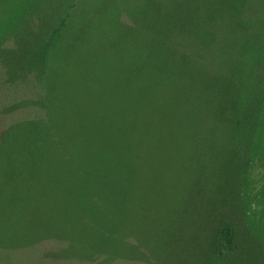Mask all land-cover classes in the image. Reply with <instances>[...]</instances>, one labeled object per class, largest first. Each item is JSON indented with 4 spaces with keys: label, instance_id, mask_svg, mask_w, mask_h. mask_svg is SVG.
I'll use <instances>...</instances> for the list:
<instances>
[{
    "label": "rangeland",
    "instance_id": "1",
    "mask_svg": "<svg viewBox=\"0 0 264 264\" xmlns=\"http://www.w3.org/2000/svg\"><path fill=\"white\" fill-rule=\"evenodd\" d=\"M63 2L66 9L80 3L78 9H71L78 16H67L64 23L69 27L74 25L76 29L62 35L55 30L62 22L63 13L59 12L45 25L46 39H36L34 28L30 27L34 26L30 16L44 8L46 10L40 14L41 19H46L50 8L62 7ZM142 2L0 0V48L5 55V58L0 57V135L11 125H17L4 133L0 154L10 156L19 152L12 146H16L14 141L25 137V121L41 118L44 121L49 119L48 114L58 128L61 122L63 124L57 137L50 136L54 142L58 140L55 144L58 153L45 152L44 158L60 156L61 147L71 149L69 144L82 130L91 132L93 122L100 119L102 110L118 115L116 125L112 126V129H118L114 136L116 142L136 129L134 113L138 112L139 106H143L139 111L142 113L140 116L150 119L153 112L144 113V107L154 108L153 100L141 102L136 94L139 67L131 49L157 45L165 52L168 46L183 42L180 29L188 28L193 19L215 23L217 15L202 10L199 0H183L175 17L181 27L174 24L176 30L169 38L159 35L153 22V8L149 6L148 11L144 10L146 5H142ZM98 16L108 20L107 24L113 25V28L105 24L108 30L105 31L100 27L88 26ZM23 25L26 26L24 30ZM104 31L106 33H102ZM230 42H236V38ZM243 58L246 60L244 69L248 81L242 100L255 93L260 116L248 133V140L244 138V132L234 130V124L239 120L235 111H231L230 117L209 102L194 104L195 98L190 94L174 89L169 93V98H165L164 107L156 109L165 121L184 131L186 150L189 156H193L191 176L185 182L188 196L184 201L180 226L176 225L175 220L164 219L161 243H157L154 225L150 221L140 225V232L143 233L137 245L139 248H149V256L159 262L157 264H264V54L251 46ZM152 59L155 62H149L153 64L148 68V76L153 83L155 79L156 85L162 86V81L168 83L167 78L170 82L172 75L180 74L181 70L192 77L195 74L192 73L195 67L191 62L170 59L169 55L161 62ZM88 62H92L91 71L85 70ZM33 64H40L46 71L44 80L39 79L38 70L26 71ZM5 66L24 73L9 77ZM195 72L201 75V79L210 74L199 68ZM213 72L216 74L217 70ZM28 84L36 89L32 92ZM156 85L150 86L155 93ZM76 87L88 89L84 94L92 101L79 102L80 105L76 103L82 98L76 96ZM66 90L67 105H64L60 101V94ZM33 96H40L43 100L39 97L37 104L28 106L26 101ZM78 123L80 130L75 131L74 126ZM100 133L95 132L96 135ZM115 141L110 146L114 147ZM23 148L21 146L22 152L25 151ZM225 148L231 154L224 161L219 183H208L204 173H216L214 156L223 162L225 155L221 152ZM238 153L247 159V168L232 170V165L228 167V160L231 158V162H234ZM51 176L39 180L52 185L55 174ZM45 197L40 195L36 198V204H42ZM238 209L243 210L244 222L235 218ZM231 230L233 236L229 237ZM65 243L49 239L31 246H0V264H109L102 259L92 262L57 257ZM110 264L151 263L134 258L127 261L116 259Z\"/></svg>",
    "mask_w": 264,
    "mask_h": 264
},
{
    "label": "trees",
    "instance_id": "2",
    "mask_svg": "<svg viewBox=\"0 0 264 264\" xmlns=\"http://www.w3.org/2000/svg\"><path fill=\"white\" fill-rule=\"evenodd\" d=\"M199 1L202 10L216 13L215 23L193 19L190 28L180 29L182 39L180 37L179 40L183 42L177 40L179 42L168 46L165 52L157 45L153 48L145 45L131 49L132 57L138 61L139 67L136 94L140 96L141 102L153 100L154 108L144 107V113L153 112L148 119L140 116L142 113L139 111L143 106H139L138 112L134 113L136 129L120 137L117 140L119 143L114 139L118 129H112L118 115L102 110L100 119L93 122L91 132L82 130L69 144L71 149L61 147L60 156L57 154V157L44 158L45 152L58 153L55 146L58 140L54 142L50 136L57 137L63 122L58 128L50 114L49 119L44 121H41L42 118L25 121V137L10 142L16 145L12 147L20 151L10 156L0 154V246L24 247L55 239L67 242L61 252L56 254L57 257L92 262L102 259L109 264L116 259L127 261L134 258L151 264L159 263L149 256V248L138 247L137 241L143 233L140 232V225L147 221L154 225L157 243H161L164 219L175 220L176 225L180 226L184 201L188 196L185 182L191 176L193 156H189L186 150L184 131L177 130L174 124L165 121L156 109L164 107L165 98L168 99L174 89L190 94L195 98L194 104L209 102L228 116L231 111H235L239 120L234 124V130L244 132L247 140L248 133L260 119L255 93L242 100L248 81L244 69L246 60L243 57L251 46L262 50L264 54V0ZM182 2L143 0L142 5H146L144 10L148 11L149 6L153 8V22L157 25L155 29L159 35L172 38L176 30L174 24L181 27L175 17ZM79 4L77 2L76 6L66 9L63 2L62 7L50 8L46 19H41L40 14L46 10L44 8L32 14L30 19L34 26L30 27L34 28L36 39H46L45 25L59 12L63 13L62 22L55 30L61 35L73 32L76 27L64 23L67 16H78L71 9H78ZM107 23L108 20L98 16L88 26L108 31L105 28ZM107 25L113 28V25ZM233 38H236V42H230ZM168 55L170 59L191 62L195 67L193 77L181 70L180 74L172 75L170 82L169 78L168 83L162 81V86L156 85L155 79L153 83L148 76V68L153 63L149 62H155L152 58L161 62ZM0 57L5 58L1 48ZM91 63L85 65L86 71H91ZM35 65L26 71L38 70L39 79L44 80L46 71L40 64ZM198 68L210 74L201 79V75L195 72ZM6 69L9 77L23 72L15 68ZM215 69L216 74L213 72ZM220 69L222 72H218ZM28 85L33 89L32 92L36 89L35 85V88ZM154 85L158 86L156 93L150 87ZM87 91L75 88L76 96H82L76 103L92 101L85 96ZM39 97L28 98L26 104H37L43 100L41 97L38 100ZM60 101L67 105V90L60 94ZM15 127L16 124L11 125L1 132L0 147L3 145L4 133ZM74 130H80L79 123L74 126ZM96 131L101 133L96 135ZM112 141H115L114 147L110 146ZM221 154L225 155L223 162L214 156L216 173H204L208 183H219L224 161L231 152L225 148ZM240 156L241 153H238L234 162L229 158L228 167L232 165V170L247 168V159ZM51 174H55L52 185L39 180L50 178ZM40 195L46 197L42 204H36L35 199ZM235 218L244 222L242 209H238ZM229 235L233 236V230Z\"/></svg>",
    "mask_w": 264,
    "mask_h": 264
}]
</instances>
